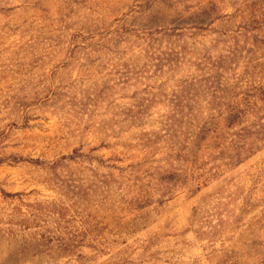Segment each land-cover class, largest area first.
Returning a JSON list of instances; mask_svg holds the SVG:
<instances>
[{
	"label": "rangeland",
	"instance_id": "rangeland-1",
	"mask_svg": "<svg viewBox=\"0 0 264 264\" xmlns=\"http://www.w3.org/2000/svg\"><path fill=\"white\" fill-rule=\"evenodd\" d=\"M246 1L0 0V264H264V93L191 143L264 85Z\"/></svg>",
	"mask_w": 264,
	"mask_h": 264
},
{
	"label": "trees",
	"instance_id": "trees-1",
	"mask_svg": "<svg viewBox=\"0 0 264 264\" xmlns=\"http://www.w3.org/2000/svg\"><path fill=\"white\" fill-rule=\"evenodd\" d=\"M211 7L213 8L211 9L212 12H215V4H212ZM237 13H239L238 15H247L248 17V21L246 23L240 24L238 32H244L246 36L251 35L253 43L251 44L252 49H247V47L239 48L238 45H236V49H232L229 52L231 61L237 58H241L242 54L244 53L247 57L250 56V58H253L259 52V49L261 47H264V0H248L244 3L242 9L239 8L236 11V14ZM211 16L212 15L210 14L207 15L206 12L203 17L199 19L200 23L195 25V29H202L204 24L211 18ZM253 63L254 61H249V69L245 71V75L248 76L246 78L247 89L245 91L240 90V92L238 93L236 91H234V93H228L229 87H222L224 89L222 91L223 93H213L212 100L214 102L218 100V105L216 107H218L219 109H211V112L213 113H211L209 120L205 121L203 119L199 121V123H197L191 143L196 144V146L199 147V145L207 139L208 135L215 133V129H217L220 125V123L218 122L219 120L217 121V119H223L225 121L224 131H226V133L238 129L239 131L233 135L237 139H242L243 136L247 134V128L244 127L245 119L255 112L254 110L256 109L257 104H255V102L253 103V101L256 98L257 94L264 93L263 83L261 81H258V83H256L257 81L254 80V76L257 73V68L262 67V65L260 66V64L258 63V65L253 66ZM259 74L262 73L258 72L257 75ZM241 80L243 81V79H240V81ZM216 94H219L220 97H216ZM185 102L186 100L183 99V101H181V99L175 97L174 107L177 109V116L183 115V112L181 110L184 109L182 105ZM188 103H190V101L187 102V104ZM187 107L188 106H185V109ZM188 110L189 113L186 118L189 119V117L193 116V113L190 109ZM223 116H225V118H223ZM172 120L170 122H172ZM176 123H179V121L176 120ZM176 123L174 122V124H172L171 126L167 124L166 128L168 127L169 132L170 129L177 128ZM214 126L216 128H213ZM176 134H179V136H183V134L179 132H177ZM179 144L180 143L178 142V145ZM173 180L174 179L170 177L162 179V182L166 183L168 186H171Z\"/></svg>",
	"mask_w": 264,
	"mask_h": 264
}]
</instances>
